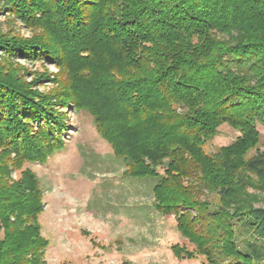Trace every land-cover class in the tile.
<instances>
[{
    "label": "trees",
    "instance_id": "trees-1",
    "mask_svg": "<svg viewBox=\"0 0 264 264\" xmlns=\"http://www.w3.org/2000/svg\"><path fill=\"white\" fill-rule=\"evenodd\" d=\"M0 15L31 31L0 27V264H47L44 190L24 166L63 149L72 108L125 177L154 180L177 258L264 264V0H0ZM19 57L59 73L28 81ZM223 124L239 135L209 151Z\"/></svg>",
    "mask_w": 264,
    "mask_h": 264
},
{
    "label": "rangeland",
    "instance_id": "rangeland-1",
    "mask_svg": "<svg viewBox=\"0 0 264 264\" xmlns=\"http://www.w3.org/2000/svg\"><path fill=\"white\" fill-rule=\"evenodd\" d=\"M0 27L24 36L31 31L20 20L0 15ZM17 63L26 68L28 81L49 72L59 73L55 63L28 60ZM53 81L37 83L49 90ZM69 129L65 146L45 164L26 163L41 179L44 206L40 215L42 233L49 238L47 264H200L203 258L179 259L172 250L185 244L176 227L175 215H163L153 206L154 180L125 177L124 162L115 155L87 110H68ZM259 150L264 149V125ZM239 131L223 124L220 133L207 143L209 151L231 143ZM254 149L251 154H254ZM20 171L12 176L18 178ZM251 191L254 192L253 189ZM256 205L264 206V193Z\"/></svg>",
    "mask_w": 264,
    "mask_h": 264
}]
</instances>
